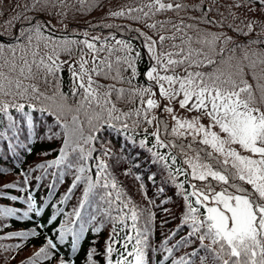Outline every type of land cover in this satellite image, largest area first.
<instances>
[{
	"label": "snow or ice",
	"instance_id": "6c2138e0",
	"mask_svg": "<svg viewBox=\"0 0 264 264\" xmlns=\"http://www.w3.org/2000/svg\"><path fill=\"white\" fill-rule=\"evenodd\" d=\"M253 2L258 6H264V0H249V5ZM39 3L40 0H36V4ZM149 7L164 11L180 9L184 5L154 0ZM42 10V8L38 9V11ZM248 10L251 11L250 6ZM112 15L122 16L124 13L114 12ZM144 15L147 16L148 13ZM205 22L211 25L218 23L210 19ZM8 23L12 24L11 21ZM47 27V22L41 24L33 21L27 28L19 29L15 35L4 37L3 33H0V97H12L11 101L0 99V113H7L10 108L23 112L25 103L18 102L17 98L28 101V106L31 108L37 107L32 101H39L40 111H48L50 108L54 111L57 120L63 123L66 138L60 158L51 161L50 164L63 162L69 155V149L74 153L79 149L77 158L80 160L91 157L94 149H89L85 153L82 143L91 144L96 139L95 132L113 121L120 122V127L127 130L129 125L126 121L133 116L139 118L134 121L137 127L141 122L149 125L155 123L154 132L148 133L147 129L144 130L146 136L151 135L155 138L154 148H175L176 144L171 141L166 143L161 139V131H167V125H161V121L152 114L153 110L161 107L154 98L156 92L153 91V87H156L162 99L168 102L163 105V111L175 121L171 127L173 136L191 137V142L187 145H179L182 152L185 148L194 152V155L188 156L185 161L190 165V171L176 168L175 173L184 175L186 180L190 176L203 183V187L200 188H197L196 184H191L190 192L185 189V182L178 184L187 209L182 223L190 225L191 231L188 232L189 240H184L182 237L173 248L199 241L205 252V256L200 258L201 264H264V48L254 50L250 47L251 44L264 45V40L252 39L249 44L241 45L226 34L207 28L201 32L197 28L195 37L184 33V36L180 37L179 44L171 45L174 51H165V40H176L175 34L161 35L158 40H153L149 36L146 39V46L151 54V63L145 75L151 83L147 87H132L125 90L117 89L115 85H102L93 77L109 75L112 71L110 56L113 51H124L125 56L116 57L117 64H127L132 69L133 76L137 75L134 63L136 57L130 55L132 52L130 43L123 39L117 40L116 44L121 47L109 48V58H101L99 53L105 50L104 45L97 47L87 38L82 41L58 40L52 35L44 36L43 29ZM149 27L156 28V25L152 24ZM173 27L176 28V32H184L185 27L192 29L194 26H184L182 22L181 27L176 25ZM245 28L248 32H252L255 30V25L249 22ZM245 28L236 27V31L247 36ZM261 28L264 30V24H261ZM92 39L98 41L100 38ZM40 41L44 42V47L48 51L41 53ZM194 43L196 47H193ZM229 44H233L234 47L229 48ZM80 45L89 50L92 59L91 61L86 59L87 54L81 48L79 70L74 65H70L74 83L71 95L74 98L79 96L76 103L69 104L68 95L59 89L52 95L42 92L33 81L40 78L47 83L49 77L59 79L62 65L67 63L60 60V54L62 52L71 54L72 47ZM237 48L243 52L241 58L237 59L234 55L225 56L226 52L234 54ZM89 63L92 64L91 68L88 67ZM205 68H211V71H204ZM177 69H182V73ZM117 71L119 73V70ZM249 75L253 82L247 78ZM112 79L122 80L123 77L117 74ZM102 88L107 90L101 91ZM114 91L117 93V99H123L127 91L129 95L138 98L140 107L129 112H120L112 100ZM171 102H176L180 109L189 113L196 112L197 115L191 118L177 116ZM81 114L85 120L81 119ZM203 120H207V123L202 122ZM85 121L89 128L87 135L84 130ZM193 142L198 145L195 149L192 148ZM144 143L146 140L141 141V144ZM109 154L110 149H106L104 156ZM155 155L165 162L171 159L173 165L177 159L176 155H162L159 151H156ZM185 155L187 156V153ZM38 167L43 168L44 165ZM96 167L98 178L94 180L92 176L85 175L88 169L81 163L78 169L80 174L75 176V182L69 189L71 192L72 188L82 180L87 183L80 208L88 202L90 193L101 184V180L103 187L107 188L110 185L113 189L117 188L115 178L108 179L111 173L108 172L109 165L106 160L100 159ZM171 178L175 180V175ZM15 186L5 185V187ZM107 196H112V193L108 192ZM115 199L121 200L119 190ZM109 203L111 204V201ZM130 203L131 200L125 202L123 208H127ZM194 204L206 211L201 212L200 207H194ZM40 211L33 199L24 215L27 216L28 212L38 214ZM129 211L130 216L123 213L122 209V214L116 217H111V213H108L114 226L113 234L105 246V264H145V250L148 247L146 229L137 226L140 213L135 206ZM11 215H15L14 209L0 208V216ZM74 215L76 220L82 219L79 210H76ZM51 219L54 220L55 217ZM90 219L95 220V216ZM128 219L132 221L130 227L135 232V236L128 234L123 237L124 251H120L115 245L121 243L119 231L128 227L126 223ZM75 222L70 220L62 224L59 232L61 242L71 235L73 250L84 233L83 226L79 230L72 226ZM116 223L122 226L119 231L115 227ZM38 227L42 226L38 225ZM101 227L103 225L93 230L99 232ZM10 235L36 236L38 233L13 232ZM133 240L135 243L131 250H128ZM206 240L207 244L204 243ZM173 248L166 249L169 255L172 254ZM56 250L57 243L51 237H46L44 246L35 253V257H43L47 260L56 254ZM114 254L117 257L115 260ZM94 255L95 250L88 253L89 264H97L93 259ZM189 255H198V251L194 250ZM28 264H37V260L29 258ZM59 264H74V262L60 260ZM171 264H194V262L190 258L185 259L181 256L172 260Z\"/></svg>",
	"mask_w": 264,
	"mask_h": 264
},
{
	"label": "trees",
	"instance_id": "16d2710c",
	"mask_svg": "<svg viewBox=\"0 0 264 264\" xmlns=\"http://www.w3.org/2000/svg\"><path fill=\"white\" fill-rule=\"evenodd\" d=\"M162 2L179 3L184 7L157 11L156 8L149 7L154 0H40L39 4H36V0H0V33H3L4 37H9L15 35L19 29L27 28L30 22L38 21L41 24L47 22L48 27L43 29L44 36L52 35L58 40L82 41L87 38L97 47L105 46V50L99 53L101 58H109L108 49L120 48L116 41L123 39L132 46L130 55L136 57L134 63L137 75L133 76L132 69L127 64H117L116 57H123L126 53L113 51L110 56L112 71L107 77L93 78L102 85H115L117 89L125 90L132 87H147L151 83L145 75L151 63V54L145 42L146 35L158 40L161 35L175 34L176 40H165V51H174L171 45L179 44L180 37L184 36V33L195 37L197 28L201 32L207 28L226 34L241 45L249 44L252 39L264 40V30L261 28V24H264V6H258L254 2L249 5V0H162ZM249 6L251 11L248 10ZM39 8L43 10L38 11ZM114 12H123L124 15L114 16L112 15ZM144 13L148 15L145 16ZM208 19L218 23L207 24L205 21ZM9 21L12 22L11 25ZM182 22L184 26L194 27L192 29L185 27L184 32H176L173 25L181 27ZM249 22L255 25V30L252 32H248L245 28ZM152 24H155L156 28L149 27ZM236 27L245 28L247 36L238 33ZM93 37L100 39L96 41L92 39ZM39 43L41 53L48 51L43 41ZM196 46L194 43L193 47ZM228 47L232 48L234 45L229 44ZM250 47L255 50L264 48V45L251 44ZM81 48L87 54L85 58L91 61L92 54L87 48L83 45L73 46L71 54L67 52L60 54V60L67 63L62 65L59 79L49 77L48 82L45 83L37 78L33 82L47 95H52L59 89L68 95L67 102L74 105L79 96L74 98L71 95L74 83L70 65H74L79 70ZM157 50H160L159 45ZM232 55L239 59L243 56V52L237 48L234 54L225 53V56ZM88 67L91 68L92 64L89 63ZM203 70L211 71V68ZM177 71L182 73V69ZM245 71L247 72L248 69L246 68ZM117 74L123 79H112ZM247 78L253 82L251 75ZM106 90V88L101 89V91ZM153 91L156 92L154 98L161 107L153 110L152 114L161 121V125L166 124L168 129L161 131V139L166 143L171 141L176 144L175 148H154L155 138L151 135L146 136L144 130L147 129L148 133L154 132L155 123L149 125L141 122L137 127L134 121L139 118L133 116L126 121L129 125L127 130L120 127V122L113 121L95 132L96 139L91 144L81 142L85 153L89 149H94L91 157L80 160L77 158L79 149L75 153L69 149V155L63 162L50 164L51 161L60 158L66 138L63 123L57 120L54 111L51 108L48 111H40L39 101H32L37 107L31 108L28 106V101L17 98L18 102L25 103L23 112L10 108L7 113H0V208L15 210V215L0 216V264H28L29 258L36 259L37 264H59L60 260H70L74 264H89L87 256L93 250H95L93 259L97 264H105V246L113 234L114 226L108 213H111V217H116L122 214V209L123 213L130 216L129 209L133 206L140 213L137 226L146 229L148 237L145 264H171L172 260L181 256L185 259L190 258L194 264H201L200 258L205 256V252L199 241L173 248L182 237L184 240H189L188 232L191 231L190 225L182 223L187 209L178 184L185 182V189L189 192L192 191L191 184H196L197 188L203 187L202 182L190 176L186 180L184 175L175 173L176 168L190 171V165L185 161L188 156H193L194 152L187 148L182 152L179 145H187L191 142V137L173 136L171 127L174 122L163 111L165 100L156 87H153ZM0 99L11 101L12 97H0ZM112 100L120 112H129L140 107L138 98L129 95L127 91L123 99H117V93L114 91ZM81 119L85 120L83 114ZM84 130L87 135L89 128L86 121ZM142 140H146V143L141 144ZM197 147L198 145L193 142L192 148ZM106 149H110L108 156H104ZM156 151L162 155H176L175 164L173 165L171 159L167 162L159 160L155 155ZM100 159H105L109 165L108 172L111 175L108 179L115 178L117 188L113 189L110 185L105 188L101 180V184L90 193L88 202L80 208L87 183L82 180L72 188L71 192L69 189L75 182V176L80 174L78 169L81 163L88 169L85 175L97 179L96 166ZM173 175L175 180L171 178ZM13 184L16 186L5 187ZM118 190L121 193L120 201L115 199ZM108 192H111L112 196H107ZM33 199L41 211L38 214L28 212L25 216L24 213L28 211ZM128 200H131V203L127 208H123V204ZM194 207L200 206L194 204ZM76 210L80 211L82 219L76 220L74 215ZM200 211L206 210L200 207ZM92 216H95V220L90 219ZM52 217L55 219H51ZM70 220L76 221L72 225L76 230L81 226L84 228L83 237L75 250L72 248L71 235H68L63 242L59 240L60 226ZM126 223L128 227L123 231H119L122 227L119 223L115 224L121 238V243L116 244L115 247L120 251H124L123 237L128 234L135 236V232L130 227L132 221L128 219ZM101 225L103 227L99 232L93 230ZM33 231L38 235H10L13 232ZM46 237H51L57 243L56 254L47 260L43 257H35V253L44 246ZM134 243L133 240L128 250H131ZM204 243L207 244L208 241ZM167 248H173L171 255L166 251ZM194 250L198 251V255L190 256L189 254ZM116 258L114 254L113 259Z\"/></svg>",
	"mask_w": 264,
	"mask_h": 264
},
{
	"label": "rangeland",
	"instance_id": "374dc122",
	"mask_svg": "<svg viewBox=\"0 0 264 264\" xmlns=\"http://www.w3.org/2000/svg\"><path fill=\"white\" fill-rule=\"evenodd\" d=\"M147 37H149V36L146 35V39H147ZM152 39H153V38H152ZM153 40H154V39H153ZM165 103H168V102L165 101ZM171 106L174 108V110H175L177 116L184 117V118H191V117L197 115L196 112H191V113H189V112H186V111L183 110V109H180L178 103H176V102H171ZM169 116H170V115H169ZM170 117H171V116H170ZM171 119H172V118H171ZM173 122L175 123V121H173ZM202 122L207 123V120H203ZM219 190H220V189L218 188L217 191H219Z\"/></svg>",
	"mask_w": 264,
	"mask_h": 264
}]
</instances>
